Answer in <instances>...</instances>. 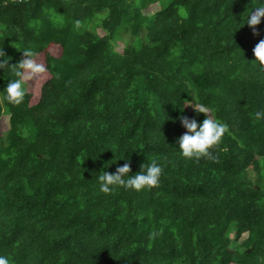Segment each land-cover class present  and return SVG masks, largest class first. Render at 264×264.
Masks as SVG:
<instances>
[{"label": "trees", "instance_id": "obj_1", "mask_svg": "<svg viewBox=\"0 0 264 264\" xmlns=\"http://www.w3.org/2000/svg\"><path fill=\"white\" fill-rule=\"evenodd\" d=\"M262 3L0 0V90L22 48L46 68L20 104L0 92V254L11 264H264V118L252 116L264 110L252 51L264 17L256 32L239 28ZM194 104L229 125L214 158L174 144L187 131L181 114L205 118ZM152 159L157 185L99 191L101 170L127 162L134 174Z\"/></svg>", "mask_w": 264, "mask_h": 264}, {"label": "clouds", "instance_id": "obj_2", "mask_svg": "<svg viewBox=\"0 0 264 264\" xmlns=\"http://www.w3.org/2000/svg\"><path fill=\"white\" fill-rule=\"evenodd\" d=\"M262 17H264V3L253 6L246 16L241 17L239 28L247 24L253 28V32H256L255 26L261 22ZM22 50V58L14 63L12 68L14 78L8 79L6 85L0 90L3 94V99L11 104H20L27 92L26 81L46 70L45 65L37 61L32 49L22 48ZM252 51L255 56L253 61L264 66V39H260ZM6 64H8V60L0 56V68L4 69ZM194 105L198 112L206 114L205 118L198 122L195 117L181 114L179 120L187 131L179 135L174 144L178 145L180 154L186 158L197 161L201 157L214 158L211 149L220 143L226 132H229V125L219 118H213L209 109L204 105ZM252 116L257 120L264 118V110L258 109L252 113ZM124 159L127 160V158ZM161 173L162 165L157 160L152 159L147 164L143 162L140 165V170L134 174H130V165L125 162L122 165H118L115 171L101 170L95 179L98 183L99 191L104 193L112 190L110 186L117 185L139 191L146 187L157 185ZM0 264H11L9 256L0 254Z\"/></svg>", "mask_w": 264, "mask_h": 264}, {"label": "rangeland", "instance_id": "obj_3", "mask_svg": "<svg viewBox=\"0 0 264 264\" xmlns=\"http://www.w3.org/2000/svg\"><path fill=\"white\" fill-rule=\"evenodd\" d=\"M159 7H160L159 3L151 4V6L148 8V12H151V13L155 12ZM97 31L100 34L105 33V31L101 28V26L97 27ZM128 39H129V36L127 34H125L124 36H122L119 39H115L114 40L115 49L121 51L124 48L125 44L128 42ZM41 77H42V74L41 75L37 74L36 75L37 79L35 77H33V78L27 80L26 81L27 90L35 92L38 79H40ZM8 117H9V115L6 112H4L3 116L0 118V133L5 131L8 128ZM245 237H246V234H244L241 239H243Z\"/></svg>", "mask_w": 264, "mask_h": 264}]
</instances>
